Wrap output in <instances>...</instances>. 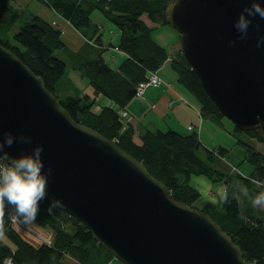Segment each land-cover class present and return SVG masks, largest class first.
Returning <instances> with one entry per match:
<instances>
[{
	"label": "water",
	"instance_id": "1",
	"mask_svg": "<svg viewBox=\"0 0 264 264\" xmlns=\"http://www.w3.org/2000/svg\"><path fill=\"white\" fill-rule=\"evenodd\" d=\"M264 4V0H261ZM250 0H173L167 24L201 87L236 129L264 136V18L248 34L233 22ZM171 9V10H170ZM231 41V43H229ZM23 132L10 156L43 145L47 196L123 264H255L209 216L175 201L116 143L77 123L15 54L0 44V139Z\"/></svg>",
	"mask_w": 264,
	"mask_h": 264
},
{
	"label": "trees",
	"instance_id": "2",
	"mask_svg": "<svg viewBox=\"0 0 264 264\" xmlns=\"http://www.w3.org/2000/svg\"><path fill=\"white\" fill-rule=\"evenodd\" d=\"M172 1L30 0L23 4V13H26L23 15L14 7V0H0V44L43 80L46 89L74 121L97 131L141 162L152 177L166 186L175 201L197 208L194 204L200 199V193L191 184L193 177L202 176L212 183H223L227 191L225 200L218 204L207 203L197 209L218 224L240 248L245 260L264 264V205H253L249 199L264 190V136L258 130L242 132L234 127L235 132L244 133L261 146L258 149L249 141L239 140L244 152L241 162L251 166L248 176H244L229 162L226 149L203 147L197 131L144 130L139 135L140 144H137L132 139L133 128L117 114V107L124 108L136 96V86L167 63L177 83L198 105L200 117L212 121L224 117L201 87L180 49L169 58L166 49L152 37L154 26H169L165 8ZM31 2L59 15L87 41L94 40L98 46L102 36L98 35V27L91 16L99 12L119 31L117 49L125 57L118 68L112 69L105 62L101 47L87 45L80 52H70L53 16L48 18L32 13ZM17 23L20 26L12 40L10 34ZM55 51H59L63 59L56 57ZM68 67L79 71L87 80L94 90L93 97L61 93L60 84ZM99 95L109 99L114 106H104L99 113H94L93 106ZM242 187L248 188L247 197ZM51 201L48 196L39 201L35 220L52 232L50 245H33L20 235L8 220L7 206L14 208V205L6 203L0 231V264L6 260L12 264H68L66 258L76 264L108 263L113 254L59 207L49 211Z\"/></svg>",
	"mask_w": 264,
	"mask_h": 264
},
{
	"label": "crops",
	"instance_id": "3",
	"mask_svg": "<svg viewBox=\"0 0 264 264\" xmlns=\"http://www.w3.org/2000/svg\"><path fill=\"white\" fill-rule=\"evenodd\" d=\"M27 3H29V0H19L18 5L21 6ZM30 9L32 10L31 12L34 14L46 15V17L48 18H51V16H53L52 20L62 29V40L70 52H80L87 45L101 47L103 49L102 57L112 69H117L121 60L125 57V55L117 49L119 39L116 41L115 32L113 34L110 33L113 36L112 39L106 38L105 35L102 33V27L108 28L109 25L104 20L98 18L99 16L97 14H94L95 12L92 13L93 17L91 16V20L98 27V35L102 36L100 46L96 45L94 43V40L87 41L80 32L75 30L66 21L62 20L59 15H55L48 12L47 9L43 8L38 3L31 2ZM103 19L105 18L103 17ZM117 35L119 38L120 35ZM175 40H172L168 44L159 43L157 40L156 42L166 49L170 58L173 57L175 53L180 49L179 40ZM87 56L89 55H86V57ZM167 69L169 68L166 63L163 67L159 69V71H157V75L163 80V82L169 83L170 88L166 87L165 84L148 87L142 96H135L124 107L131 119L130 126L134 130L133 141L136 140L138 144H140L139 135L144 130L166 131L169 129L174 130L176 127L179 128L181 126V128H183L185 131H188L187 127L189 125H192L196 129V131L202 129L203 122H197V120H199L198 105L195 103L193 98H189L187 96L186 91L177 83L174 74L172 72H169V70ZM70 70L71 71H67L66 76L60 84L61 93L63 95L75 94L79 96H92L94 90L92 86L88 84L87 80L81 76V73L79 71L72 69ZM78 80L80 81V83H84V86H79L77 84ZM178 96L184 98L187 103H181L178 100ZM96 101H100L98 103L103 105H110L112 103L111 101H109V99L101 98V96H98L96 98ZM250 142L253 143L256 148H260V145L254 140L250 139ZM236 171H238L244 176H248L251 171V166L245 165L244 171H241L240 169H236ZM192 179H197L198 182L196 184H198L201 189L203 186V182L205 180L209 181L208 179L202 176L193 177ZM212 184L213 188L210 189L208 193H205L203 191L200 194L202 195L200 196V198L203 197L201 199L202 201H204L202 205H205L207 203L218 204L220 202L218 193L216 192V188L224 184ZM192 185L197 188L196 185ZM213 196L217 197V201H213ZM68 264L73 263L69 262Z\"/></svg>",
	"mask_w": 264,
	"mask_h": 264
},
{
	"label": "clouds",
	"instance_id": "4",
	"mask_svg": "<svg viewBox=\"0 0 264 264\" xmlns=\"http://www.w3.org/2000/svg\"><path fill=\"white\" fill-rule=\"evenodd\" d=\"M255 16L264 18V4L261 3V0H250V4L245 5L233 22L234 27L240 33L239 39L247 36L249 25L252 23L251 18ZM256 46L258 48L264 46V36L257 38ZM15 140L28 142L31 140V136H26L23 132H17L14 135L12 131L6 130L3 131L2 139H0V231H2V212L6 203L14 205L19 225L28 227L35 222L39 201L47 196L46 185L51 175L50 168L42 171L45 168L41 158L43 145L36 144L30 154L13 157L10 156L6 146L13 145ZM212 188L211 182L207 180L203 182L202 191L208 193ZM248 191L247 187H242V192L246 197ZM216 192L219 201L223 202L227 197L226 187L221 185L216 188ZM212 199L217 201L216 196H213ZM249 199L253 205H264V190ZM62 206V200L53 198L49 211Z\"/></svg>",
	"mask_w": 264,
	"mask_h": 264
},
{
	"label": "rangeland",
	"instance_id": "5",
	"mask_svg": "<svg viewBox=\"0 0 264 264\" xmlns=\"http://www.w3.org/2000/svg\"><path fill=\"white\" fill-rule=\"evenodd\" d=\"M18 2H19V0H16V1L14 0V2H13L14 7L19 11L20 14L25 15L26 13H23L24 12L23 5L19 6ZM94 14H97L99 16L98 18H100L101 20H104L109 25L108 28H106L105 26H104L105 28L102 27L101 31H103L102 33L105 35V37L112 39V37H113L112 34L115 32V35H116L115 38L117 41L119 39L118 35H117V34H119L117 28L114 27V25H112L110 22L106 21V19H103L102 15L99 12L96 11ZM19 26H20V24L17 23L14 26V28L12 29L11 34H10L11 39H12L13 33L17 32ZM110 33H112V34H110ZM152 37H153V39L157 40L159 43H163V44H166V43L168 44L172 40H175V39H176L175 41L179 40L178 33L174 29H172L170 26H167V25L154 26V30L152 32ZM11 42L13 43L14 41H11ZM54 55L56 57H60L63 59V57L59 51H55ZM69 67H71V66H69ZM69 67H68V71H71ZM167 70H169V72H171L170 69H167ZM167 70H165V71H167ZM156 75H157V73H156ZM158 78L160 81L159 85L165 84L166 87L170 88L169 83L163 82V80L159 76H158ZM77 84L79 86H84V83H82V82L80 83L79 80L77 81ZM159 85H157V86H159ZM150 87H152V86H150ZM147 88L148 87H146L145 90ZM145 90L143 91V93L141 95H138V96H142L144 94ZM186 94L189 98H192L191 95H189V93L186 92ZM93 96H94V92H93L92 96H90V97H93ZM99 96H101V95H99ZM101 98H104V97L101 96ZM178 100L181 103H184V104L187 103L184 98L179 97V96H178ZM98 102H100V101H95V104L93 106L92 111L94 113H99L100 110L102 109V107L106 106L105 104L104 105L99 104ZM109 107H110V105H109ZM120 109L122 111L126 112L128 117L122 118L117 112L118 116L122 119V121L124 123L130 125L131 119H130L128 112L124 108H120ZM198 116H199L198 117L199 120H197V122H203L202 129L197 131L198 136H199V140H200L201 144L203 145V147H205L209 150H214V149H219V148L226 149L229 152V155H228L229 162H231L232 165L237 166L236 169H240L241 171H244V166L245 165L249 166V164L246 162H241L242 157H243L242 154H244V152L242 151L243 147H241L238 144V142H239V140H241V141H245V142L249 141L248 143H251L250 140L248 139V137L244 133L235 132L234 131V125L225 117L218 118L215 121H212L210 119H205V118L200 117L199 112H198ZM169 121H173V120H169ZM183 122H186V121H183ZM184 127H185V125H184ZM175 129H174L175 131H178V132L180 131V133H186V131L183 128H181V126L179 128L176 127ZM133 135H134V132H133ZM132 139H133V137H132ZM134 142L137 143L136 140ZM218 168H222V167L218 166ZM195 180L192 179L191 184L196 185L197 190L201 194L203 191H202L201 187L198 184H196L198 182L197 179H195ZM200 196H202V195H200ZM209 196H210V193H209ZM201 198H203V197H201ZM201 198L197 202H195V204H194L197 208L203 206L202 203L204 201H202ZM9 210H11L12 212H15V207L14 208L9 207ZM14 222L16 224L15 226H17V227H14V229L20 235H22L28 242L32 243L33 245H37L40 243H44L47 245L51 244L53 234L50 230L41 227L40 225H38L35 222L28 227L19 225L17 223L16 218H14ZM111 258L112 259L106 264H123L122 262L117 260L114 256ZM66 261L68 263L71 262L73 264H76L74 261H72L69 258H66Z\"/></svg>",
	"mask_w": 264,
	"mask_h": 264
},
{
	"label": "built area",
	"instance_id": "6",
	"mask_svg": "<svg viewBox=\"0 0 264 264\" xmlns=\"http://www.w3.org/2000/svg\"><path fill=\"white\" fill-rule=\"evenodd\" d=\"M159 78L158 76L155 74V73H151L149 76H148V79L144 82H141L139 83L137 86H136V96L138 95H141L143 93V91L145 90L146 87H150V86H157L159 85ZM110 101V100H109ZM106 106H109V105H106ZM110 106H114L113 103L110 104ZM116 111L118 112V114L124 118V117H128L127 113L122 111L120 108L117 107ZM189 131H192L193 130V127L192 126H188L187 128ZM8 208V220H9V223L11 226L13 227H17L15 226V222H14V218H16V213L15 212H12L11 210H9V205L7 206ZM17 219V218H16ZM4 264H12L10 262V260H6L4 262Z\"/></svg>",
	"mask_w": 264,
	"mask_h": 264
}]
</instances>
